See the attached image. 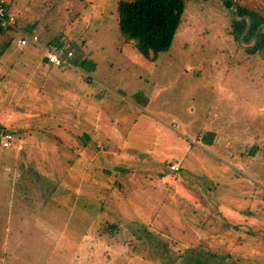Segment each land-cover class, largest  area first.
<instances>
[{
    "label": "rangeland",
    "instance_id": "374dc122",
    "mask_svg": "<svg viewBox=\"0 0 264 264\" xmlns=\"http://www.w3.org/2000/svg\"><path fill=\"white\" fill-rule=\"evenodd\" d=\"M19 1L77 67L37 69L0 33V264H264V57L243 56L232 7L186 0L150 61L120 38L117 0Z\"/></svg>",
    "mask_w": 264,
    "mask_h": 264
},
{
    "label": "trees",
    "instance_id": "16d2710c",
    "mask_svg": "<svg viewBox=\"0 0 264 264\" xmlns=\"http://www.w3.org/2000/svg\"><path fill=\"white\" fill-rule=\"evenodd\" d=\"M220 2L224 3L228 8L232 7L231 2L221 0ZM186 7V0H117L116 17L120 38L125 43H132L138 53L145 59L156 61L160 54L169 51L171 48L182 23ZM236 16L237 18L249 17L251 20V29L244 38V44L250 45L254 40L257 29L264 24V15L239 5ZM230 18L231 35L235 41H238L239 37L246 30L247 21H235L232 13H230ZM5 31V29L0 27V33H4ZM52 45L66 46L68 44L62 42ZM242 53L244 57L257 55L258 53L264 57V30L259 34L254 49L246 50ZM4 149L8 150V148ZM136 239L137 243L135 245L139 248L144 247L145 242L143 241L151 240L137 235ZM162 244L152 243L151 246L163 247Z\"/></svg>",
    "mask_w": 264,
    "mask_h": 264
},
{
    "label": "crops",
    "instance_id": "0c3cea01",
    "mask_svg": "<svg viewBox=\"0 0 264 264\" xmlns=\"http://www.w3.org/2000/svg\"><path fill=\"white\" fill-rule=\"evenodd\" d=\"M20 3H21V1H19L18 0V2H16L15 3V6H16V8H17V11L19 12V13H21L20 14V16L22 17V13H27V15L26 14H24V15H26L27 16V19H28V21L27 22H25V20H23V18H22V20L21 19H17V22H18V30L20 31V32H23V33H30V34H35V35H37L38 37H39V39H40V41H41V43L44 45V44H57V43H62V42H64V40H61L60 39V36H58V35H52V34H50V33H48L49 31L48 30H46V29H44L41 25H40V22H39V20H37V18H35L34 17V11L32 12V10H28V9H24L23 8V6L22 5H20ZM26 8H29V7H27L26 6ZM17 11H15V12H17ZM17 12V13H18ZM18 34H20V33H17V35ZM19 37V36H18ZM18 40V39H17ZM65 43H67L68 45H69V42H67V41H65ZM16 45H17V42H16ZM16 47H18V46H16ZM27 47H33V48H36V49H38V51H39V53H40V55H39V60H38V62H37V66H36V68L37 69H39L40 67H41V65H44V66H48V67H50L51 68V71L53 70V71H56V74H60V75H66L65 74V70L64 69H67V68H58L57 69V67L56 66H53V65H51V64H49L45 59H44V53H43V50L40 48V47H38V46H36V45H33V44H30V45H28ZM27 47H25L26 49H27ZM20 47H18V49H19ZM25 48H21L20 50L21 51H26V49ZM22 49H24V50H22ZM35 55H37V54H35ZM29 58H30V60H31V57H30V55L28 56ZM75 57V56H74ZM29 61V60H28ZM28 61H26V62H28ZM77 67V65L76 64H73V66H72V68L74 69L75 67ZM64 71V72H63ZM79 96H81V95H79ZM83 96H85L84 95V93H83ZM59 102H61V101H59ZM68 102V100H66L65 101V103H67ZM82 105H83V109H86V104H83L82 103ZM95 110V109H94ZM85 117H86V113L84 112L82 115H80L79 116V118H80V121L78 122V133H82V134H84L85 132L83 131V130H85V129H83V127H84V125H85V122H84V119H85ZM180 166H183L182 164L180 165ZM182 170V169H181ZM166 177H168V178H171L170 176H172V174L173 173H176V172H172V171H170V168H169V170H166ZM180 178V179H179ZM178 178V180H181L182 178L181 177H179ZM182 182V181H181ZM84 240H85V242H89V241H87V239L86 238H84ZM150 241V242H149ZM182 240H174V239H163V240H145V241H143V242H145V245L144 246H151V244L152 243H157V244H160V243H163L162 244V246L164 247V246H171L170 244L171 243H176V246H178V245H182L181 242ZM152 242V243H151ZM195 242V241H194ZM84 245H85V243H84ZM87 246V245H86ZM85 246V247H86ZM77 252L79 253V250H77ZM95 257V256H94ZM93 258V257H92ZM87 260H89V258H87L86 257V250H85V255L84 256H82L80 253H79V256H78V260L76 261V263L75 264H77V262H81V264H87ZM73 261H75V258H73V260H72V262ZM93 261V260H92ZM91 261V262H92ZM86 262V263H85Z\"/></svg>",
    "mask_w": 264,
    "mask_h": 264
},
{
    "label": "built area",
    "instance_id": "2783aa9c",
    "mask_svg": "<svg viewBox=\"0 0 264 264\" xmlns=\"http://www.w3.org/2000/svg\"><path fill=\"white\" fill-rule=\"evenodd\" d=\"M18 17L12 13L7 6L6 0H0V27L3 29H12L18 34L17 46L25 48L30 44L36 45L43 50L44 59L51 65L62 68L72 66L74 51L69 45L58 46L52 44H42L39 37L35 34L23 33L18 30ZM0 143L4 148H11L14 143V135L7 133L0 139ZM170 171L178 172L179 167L173 164Z\"/></svg>",
    "mask_w": 264,
    "mask_h": 264
},
{
    "label": "water",
    "instance_id": "95a60500",
    "mask_svg": "<svg viewBox=\"0 0 264 264\" xmlns=\"http://www.w3.org/2000/svg\"><path fill=\"white\" fill-rule=\"evenodd\" d=\"M221 1H224V2H231V3H232L231 13H232L233 19H234L235 21H239V22H242V21H244V20L247 21V27H246V30H245V31L243 32V34L239 37V39H238V45H239L240 47H242L244 50H252V49H254V47H255L256 44H257L259 34L264 30V24L261 25V26L257 29L252 44H251L250 46H246V47L242 46V43H243V41H244V38L248 35V33H249L250 29H251V20H250L249 17L237 18V16H236V10H237V7H238V6H237V3H236V0H221Z\"/></svg>",
    "mask_w": 264,
    "mask_h": 264
}]
</instances>
